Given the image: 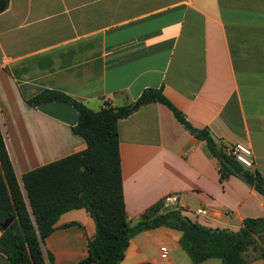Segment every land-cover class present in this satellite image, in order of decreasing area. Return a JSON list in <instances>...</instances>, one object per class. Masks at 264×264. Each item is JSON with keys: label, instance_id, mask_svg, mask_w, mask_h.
Listing matches in <instances>:
<instances>
[{"label": "crops", "instance_id": "1", "mask_svg": "<svg viewBox=\"0 0 264 264\" xmlns=\"http://www.w3.org/2000/svg\"><path fill=\"white\" fill-rule=\"evenodd\" d=\"M145 89H161L219 150L250 147L253 165L243 168L264 179V0H8L0 13V130L20 185L25 173L86 148L71 131L72 106L27 100L56 90L96 111L134 105ZM117 133L130 225L171 195L184 216L212 229L264 217L253 180L221 178L205 143L166 106L136 107ZM94 234L84 209L68 211L43 250L51 264H77ZM180 237L163 226L141 231L119 264H193Z\"/></svg>", "mask_w": 264, "mask_h": 264}, {"label": "trees", "instance_id": "2", "mask_svg": "<svg viewBox=\"0 0 264 264\" xmlns=\"http://www.w3.org/2000/svg\"><path fill=\"white\" fill-rule=\"evenodd\" d=\"M7 6L8 0H0V13ZM50 102L76 110L77 123L71 131L84 140L86 148L25 173L20 185L0 130V223L14 219L0 235V254L7 258L6 264H46L41 244L62 214L77 209H84L95 225L88 254L77 264H119L135 234L162 226L181 232L180 246L193 264L210 258L219 259L221 264L264 259V217L243 220L237 231L212 229L192 221L180 210L162 213L161 202L130 225L122 193L117 123L135 108L106 105L95 111L56 90L41 91L27 100L30 106ZM154 102L166 106L196 140L205 143L218 161L221 178L228 174L250 178L264 196V179L248 172L225 150H219L208 130L191 127L161 89L143 90L134 104L139 107ZM249 250L255 253L252 258L247 257ZM46 258L50 264L53 262L49 252Z\"/></svg>", "mask_w": 264, "mask_h": 264}, {"label": "built area", "instance_id": "3", "mask_svg": "<svg viewBox=\"0 0 264 264\" xmlns=\"http://www.w3.org/2000/svg\"><path fill=\"white\" fill-rule=\"evenodd\" d=\"M226 154L228 156H231L237 163H239L242 167L249 169L252 167V151L250 147L242 144V143H235L231 145L230 147L226 148L225 150ZM163 205L164 208L171 206V205H177V197L176 196H166L163 199ZM198 214L204 215L205 211L202 209H199L196 211ZM163 254H166L165 251H163Z\"/></svg>", "mask_w": 264, "mask_h": 264}, {"label": "water", "instance_id": "4", "mask_svg": "<svg viewBox=\"0 0 264 264\" xmlns=\"http://www.w3.org/2000/svg\"><path fill=\"white\" fill-rule=\"evenodd\" d=\"M136 107H137L136 104L132 106V108H136ZM247 182L252 183V179L248 178ZM177 209H178L177 205H171V206L163 208L161 212L166 213L168 211H173ZM13 220H14L13 218H9L3 221L2 223H0L1 230L2 231L6 230L9 227V225L13 222ZM6 263H7V258L0 254V264H6Z\"/></svg>", "mask_w": 264, "mask_h": 264}, {"label": "rangeland", "instance_id": "5", "mask_svg": "<svg viewBox=\"0 0 264 264\" xmlns=\"http://www.w3.org/2000/svg\"><path fill=\"white\" fill-rule=\"evenodd\" d=\"M41 249H42L43 256H44V258H45L46 264H50V263L47 261V258H46V253H47V252H44V250H43V249H45V251L48 250V249H47V244H46V242L44 243V247H43V243L41 244ZM254 255H255V253H254L252 250H249V252L247 253V257H248V258H252Z\"/></svg>", "mask_w": 264, "mask_h": 264}]
</instances>
